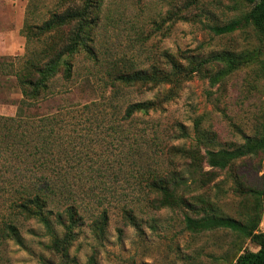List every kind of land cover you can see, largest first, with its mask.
<instances>
[{"label": "rangeland", "instance_id": "374dc122", "mask_svg": "<svg viewBox=\"0 0 264 264\" xmlns=\"http://www.w3.org/2000/svg\"><path fill=\"white\" fill-rule=\"evenodd\" d=\"M71 1L0 0V115L68 112L59 116L65 120L56 124L55 139L67 151L63 165L89 210L66 257L46 247L43 226L28 221L21 225L23 245L0 240V264H234L244 251L257 250L250 237L230 229L193 232L184 223L185 212L241 221L253 215L264 231V152L224 169L210 167L204 157L207 148L243 144L264 122V40L244 18L253 5L102 0L87 49L72 58V76L59 72L48 97L25 101L15 76L26 51L25 19L41 23ZM234 21L240 23L232 32L213 30ZM172 61L194 71L158 85L115 79L151 67L171 72ZM165 95L171 98L162 109L118 120L129 103ZM190 155L199 157L196 173ZM156 169L181 171L189 183L185 194L197 209L149 205L147 177ZM103 208L108 219L98 230L94 219ZM123 209L132 210L140 229Z\"/></svg>", "mask_w": 264, "mask_h": 264}, {"label": "trees", "instance_id": "16d2710c", "mask_svg": "<svg viewBox=\"0 0 264 264\" xmlns=\"http://www.w3.org/2000/svg\"><path fill=\"white\" fill-rule=\"evenodd\" d=\"M101 1L82 0V4L77 5L73 0L69 4L58 5L41 23L29 22L26 17L21 30L26 38V51L20 58L15 75L25 101H39L48 97L59 72L67 79L72 76V58L87 49L92 28L99 18ZM245 1L253 7L244 18L254 25L264 40V0ZM239 23L234 21L213 27V30L218 34L229 33ZM63 29L67 31L60 35ZM193 71V68L186 70L172 61L171 72L151 67L149 70L121 73L115 79L123 85H158L179 82L180 75L188 76ZM170 98L171 95H165L162 99L131 102L118 120L129 122L138 113L149 114L162 109V102ZM63 112L44 116L24 113L0 115V240L23 245L21 225L34 221L48 232L46 247L66 257L76 230L83 224L89 209L80 200V191L74 189V176L63 165L68 161L67 151L63 143L55 139L56 124L65 120L59 117ZM259 152H264V122L261 131L257 135L247 136L243 144L231 149L207 148L204 157L210 167L224 169L233 160ZM191 159L196 173L199 157L191 156ZM147 182V192L151 195L148 204L154 209H197V203L185 194L189 183L181 171L156 169L147 177ZM259 194L262 196L261 210L264 215V191ZM123 213L136 227L139 226L132 210L123 209ZM98 216L94 219V226L102 230L108 219V209L103 208ZM184 223L193 232L224 228L250 237L259 248L244 251L234 264H264V231L258 229L260 219H256V216L250 215L241 221L217 214L192 216L185 212Z\"/></svg>", "mask_w": 264, "mask_h": 264}]
</instances>
